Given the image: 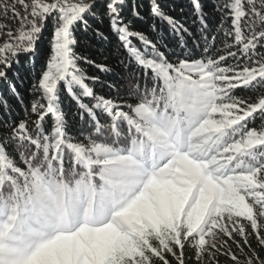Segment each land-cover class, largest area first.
Here are the masks:
<instances>
[{"label":"snow or ice","instance_id":"snow-or-ice-1","mask_svg":"<svg viewBox=\"0 0 264 264\" xmlns=\"http://www.w3.org/2000/svg\"><path fill=\"white\" fill-rule=\"evenodd\" d=\"M192 3L202 16L199 0ZM123 4L109 0L106 15L129 66L144 78L141 91L137 74H130L129 94L139 98L134 105L96 95L77 66L74 29L96 14L94 0H0V36H7L0 79L19 54L34 51L46 21H54L52 54L35 86L45 103L33 104L32 128L27 121L12 128L18 141L12 153L0 141V264H169L166 255L185 264L186 245L202 264L218 251L221 234L233 242L237 234L249 246L255 235L264 248V126H248L264 120V0H223L226 54L212 52L215 36L210 42L202 35L205 56L175 64L143 33L130 31ZM8 12L15 29L5 23ZM152 14L176 35L187 32L155 2ZM229 58L235 66L222 64ZM238 89L257 91L256 100L236 97ZM62 91L76 102L80 120L87 118L83 140L67 130ZM222 247L228 249L227 241ZM223 254L241 264L231 249ZM243 264L264 261L253 251Z\"/></svg>","mask_w":264,"mask_h":264},{"label":"trees","instance_id":"trees-1","mask_svg":"<svg viewBox=\"0 0 264 264\" xmlns=\"http://www.w3.org/2000/svg\"><path fill=\"white\" fill-rule=\"evenodd\" d=\"M85 3L93 0H84ZM109 0H94V16L86 17L87 26L77 24L74 29V39L76 40L73 50L75 54L82 59L77 61V66L82 69L84 75L89 79L86 83L91 87L96 95L103 96L105 99H111L117 103L128 105L136 104L138 97L129 94L128 86L133 83L130 79L131 73H136L141 82V91L144 87V78L140 75V70L135 65L129 66L127 54L123 45L118 40L117 35L112 31L107 12V3ZM153 2L159 10L166 16L172 18L187 32H181L176 35L173 29L158 17L152 14ZM223 0H199L202 8V16L195 13L192 0H124L120 15L125 24L130 22V31L143 33L149 40L156 45L158 51L171 63H177L181 59H201L205 56L203 51L205 44L202 41V35H206L211 42L213 36L216 37L212 52L216 55L226 54L223 49L225 37L223 32L229 29L221 23L220 4ZM21 12L23 9H19ZM134 12L137 15H134ZM8 19L5 21L9 28L15 29L18 23L11 19V12H8ZM206 26V31L202 32L201 20ZM229 25L231 21L227 22ZM223 29V31H221ZM7 31V29H5ZM99 32L101 35H97ZM54 36V21L49 18L42 28L41 36L31 54H19L8 67L3 70L6 72V79H0V141L10 144L8 151L12 153L18 143L11 137L12 128L21 121H27L29 127L34 126L37 119L36 113L32 112L34 103H45L41 99V94L36 91L42 74L47 71L48 60L52 54L51 42ZM183 38V39H181ZM7 39L6 35L0 36V43ZM231 43V39L228 40ZM132 43L137 47H142L135 38ZM231 51H237L232 47ZM149 53L151 49L148 50ZM264 52V49L260 50ZM211 54V53H210ZM240 54L238 53V57ZM85 61H91L86 63ZM233 65L237 63L229 58L222 64ZM248 61L241 58V66L248 65ZM99 66H103L107 71H101ZM255 66V65H251ZM63 89V84L60 85ZM147 87H152V82L147 81ZM236 97L249 99L254 102L257 98V91L248 89H238L233 93ZM83 102L91 106L94 101L89 98L83 99ZM59 103L64 113L67 114L68 132L83 140V133L87 135L88 125L82 122L77 115V104L67 92L62 91L59 97ZM123 110L127 111L125 107ZM106 122V118L102 120ZM52 119L48 116L45 120L44 128L47 132L51 131ZM249 127H255L259 130L264 126V120L259 117L250 121ZM18 156V153L16 154ZM23 167V164H20ZM245 225L246 231L251 233L252 229L247 221L241 220ZM264 222V221H262ZM234 240H228L227 237L220 235L216 241L217 249H212L213 256L206 255L202 264H234L231 258L225 253L228 249L236 254L243 264L247 257L252 256L255 251L260 260L264 261V248H262L255 235L249 237L250 246L244 245L239 235L233 234ZM224 241H227L228 249L222 247ZM237 243L241 245L243 251L237 248ZM177 255L179 250L177 249ZM169 264H177V261L171 255H166ZM185 264H199L196 260V251L190 246L184 248ZM153 264H162L155 260Z\"/></svg>","mask_w":264,"mask_h":264},{"label":"rangeland","instance_id":"rangeland-1","mask_svg":"<svg viewBox=\"0 0 264 264\" xmlns=\"http://www.w3.org/2000/svg\"><path fill=\"white\" fill-rule=\"evenodd\" d=\"M49 2H50V0H49Z\"/></svg>","mask_w":264,"mask_h":264}]
</instances>
